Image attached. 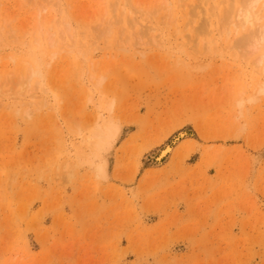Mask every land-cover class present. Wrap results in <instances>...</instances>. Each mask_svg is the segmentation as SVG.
I'll list each match as a JSON object with an SVG mask.
<instances>
[{"label": "rangeland", "instance_id": "obj_1", "mask_svg": "<svg viewBox=\"0 0 264 264\" xmlns=\"http://www.w3.org/2000/svg\"><path fill=\"white\" fill-rule=\"evenodd\" d=\"M113 1L0 0V264H264V95L245 101L256 69L217 39L227 5L166 25L160 0H124L149 12L136 45ZM187 37L220 40L206 67ZM38 57L43 81L22 73Z\"/></svg>", "mask_w": 264, "mask_h": 264}, {"label": "bare ground", "instance_id": "obj_2", "mask_svg": "<svg viewBox=\"0 0 264 264\" xmlns=\"http://www.w3.org/2000/svg\"><path fill=\"white\" fill-rule=\"evenodd\" d=\"M114 1H116V2L114 3ZM114 1H113L114 4L113 3L109 4V8H111L112 10H111V12L107 18L108 27L112 28L113 26H117L118 33L121 35V37H122V35L127 34L129 38L136 40V45H140L142 42L141 38L145 35V32L142 31L143 28H142V23L140 21L143 20V18H142L143 15L147 14V16H148L149 12L144 11V12H146V14H145L144 12L141 11L142 9L139 10L138 7L137 8L136 7H133V8L128 7L129 11H127V9H126L127 4H126V2H124V0H114ZM186 1L187 0H177L176 1L177 3H176L174 0H160L159 4L161 5V8L154 10L149 15L159 14L162 11H164V12L168 11L169 15H165L163 17V19H165V17H166V20H167L166 25H168V24H170V22L172 20V15H171L172 11H178L182 16H184V15L186 16L189 13V12L188 13L184 12V10H186L188 8V4ZM207 1H206V3L209 4L210 1L209 2H207ZM214 1H215V5L213 4V0H211V2L209 4V5H211V10H208V11L211 14V16L214 14V12L218 13V11L216 9H220L221 5H222V7L227 5L226 6L227 8H228V5L230 6L232 4V6H233V8L229 7L228 8L229 10L227 8L226 9L222 8L223 10L221 11V14L219 13V18L216 16L217 14H215V16L217 17V20H218L215 24L217 27V28H215L216 34H217V36H219L217 39L220 38L221 42H224V41L229 40L232 37L231 40H233L234 45L232 44L230 46V51L237 50L240 57L242 56L243 58H246V59L248 58L252 61V62H250V61L249 62H250V64L254 65V68L256 69V70H253L254 72L251 75V77L249 78V80L253 84L252 91H251L252 94L249 98H247V99L245 98V101L246 100L247 101H256L257 100L258 101L259 99L257 97H259V96L261 97L264 95V82H262V80H261V75H262V77L264 76V70L261 71L262 68L260 67L264 63V52L261 53V49H264V13L262 14V10H263L262 6H264V0H236L235 2H233V0H221V1L220 0H218V1L214 0ZM239 1H242V2L240 3ZM120 2H122V3H120ZM262 2H263V4H262ZM174 4H176V5H174ZM235 4H238V5L235 6ZM209 8H210V6H209ZM230 8H232V9L230 10ZM43 9H45L44 6H43ZM208 11H207V13H208ZM210 11H213V13H211ZM210 14H209V16H210ZM187 16H189L191 18V14H188ZM186 19H189V18L186 17ZM190 20L192 23L193 20L192 19H190ZM190 20L185 23L186 25L188 23V25H187L189 27L188 31L192 28V26H191L192 24L190 23ZM194 26H196V25H194ZM201 26L199 25L198 27L196 26L195 28H199V27L201 28ZM195 28L194 27L192 28V32L194 31L193 29H195ZM197 30L198 29H196L194 31L195 35H196ZM150 31H152L151 28L148 29V32H150ZM200 32H202V31H200ZM200 32L198 31L197 33L199 34ZM108 33L111 35V37L116 34V32L112 31V29H110V31ZM202 33H201V35H202ZM211 33H213V31H211ZM238 33H241V35L239 38H236ZM192 34L190 33V36ZM204 34H205V32H204ZM204 34L202 35V37L205 36ZM207 34L208 33H206V35ZM148 36H149V40L146 44L151 43L155 46L159 45V43L156 41L155 36H152V35L151 36L148 35ZM197 36H195V38H197ZM191 37H193V36H191ZM191 37H190V39H192ZM199 37L201 38V36H199ZM195 38H194V41L197 40ZM200 38H199V40H200ZM204 38L202 40H200L199 43H197L196 45H194V46L191 45L192 47H190V45L188 44L192 40H189L188 37H187L188 40L185 38L187 40L185 43L187 45H189L190 49L194 50V54H199V56L201 57V60L199 61L198 60L199 57L194 56V58L196 60H198L197 62H199L195 66L197 68L206 67V65L203 64L204 63L203 58H205L206 55H209L213 49L218 48L219 45H221L220 40H218L219 44H218V47H216L215 45H211L210 43H206ZM186 44L185 45L183 44V45L186 46ZM51 46H53L52 43H51ZM232 46H234V47H232ZM227 47H229V46L227 45ZM215 50H213V51H215ZM237 51H235L236 55L238 54ZM212 55H214V54H212ZM233 55H235V54H233ZM236 55H235V57H236ZM239 55H238V57H239ZM41 56H43V55L41 54ZM252 56H255V57L252 58ZM240 57L238 59H240ZM207 58H208V56H207ZM243 58H241V59H243ZM233 59H235L234 56H233ZM38 60H39V66H37L36 68H25L24 67L23 68L24 71L22 73L24 76L26 75L28 79L32 80L34 78H39L40 81H43V75H42L41 69H42V67H44V65H47V63L44 61V59L42 57H38ZM201 62H203V63H201ZM193 64H194V62H193ZM80 66L82 67V65H80ZM190 67H192V66H190ZM258 68L260 69V73L258 72ZM86 73L88 74V78L90 80H92L94 78V75L92 74V71L90 70V68L87 69ZM103 79H104V77L101 76L97 80V83H96L97 87H101ZM237 79H239V78H237ZM40 81H39V83L42 85V83ZM241 92H243V91H241ZM231 94H232V92H231ZM237 97H238V95H237ZM242 102H243L242 100L239 101L238 106L241 105V107H242V105H243ZM99 118H100V116H99ZM110 130H111V128L107 129V132H103V133L97 132V131L94 132V134L92 135V137H93L92 140L95 141L96 143H99V144H97L98 148H103V149L107 150L109 147H111V145L113 144V141H114L116 129L113 131H110ZM90 149L92 150V148H90ZM102 174H103V172H102ZM101 177H104V176H101Z\"/></svg>", "mask_w": 264, "mask_h": 264}]
</instances>
